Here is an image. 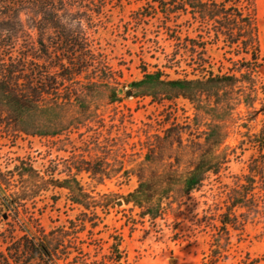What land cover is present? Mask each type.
I'll list each match as a JSON object with an SVG mask.
<instances>
[{"label": "rangeland", "instance_id": "374dc122", "mask_svg": "<svg viewBox=\"0 0 264 264\" xmlns=\"http://www.w3.org/2000/svg\"><path fill=\"white\" fill-rule=\"evenodd\" d=\"M161 1L162 11L151 0H69L40 8L38 17L21 13L19 21L7 20L0 9V42L13 43V58H36L38 125L44 134L14 131L0 117V172L7 176L22 163L44 179L72 177L97 204L85 210L58 187L22 201L15 216L11 212L0 219V262L1 256L8 259L12 238L23 243L22 236L54 231L64 236L59 264H264V148L260 152L253 141L264 128V47L259 44L260 37L264 41V0L235 1L254 15L256 61L245 53L242 38L231 45L230 37L216 34L213 21L198 18L179 0ZM49 10L57 14L53 22L45 20ZM60 25L69 29L67 37L53 28ZM5 52L0 60H7ZM153 73L165 81H192L208 73L233 76L241 103L221 122L217 152L224 159L217 173L205 174L195 190L151 219L118 198L134 190L140 176L193 168L210 122L198 113L202 120L197 123V111L184 97L141 95L133 84ZM93 85L103 92L102 87L116 89L117 99L88 91ZM246 95L253 105L242 103ZM66 98L63 112L45 111ZM66 124L56 135H45ZM171 128L179 133L171 134ZM158 141H163L159 150ZM255 159L263 164L256 211L234 210L236 225L228 227L226 247L214 260L212 238L229 194ZM7 184L8 192L20 185L15 178ZM107 195L112 204L104 207ZM117 243L119 259L112 251Z\"/></svg>", "mask_w": 264, "mask_h": 264}, {"label": "trees", "instance_id": "16d2710c", "mask_svg": "<svg viewBox=\"0 0 264 264\" xmlns=\"http://www.w3.org/2000/svg\"><path fill=\"white\" fill-rule=\"evenodd\" d=\"M66 1L69 0H0V9L5 11L3 13L7 20L19 21L21 13L26 16L38 17L40 8L62 6ZM151 1L157 3L162 11L164 2L161 0ZM232 1L233 3L228 0H179L183 7L189 8L194 14H197L198 18L213 21L216 24V34L226 38L230 37L231 45L242 38L245 53H249L252 61H256L259 50L254 15L252 12L245 14L235 5L236 0ZM228 2L231 5H228ZM56 15V12L49 10L45 14V20L53 22ZM53 28L63 37H67L69 33V29L63 25ZM2 43L0 42V52L6 51L7 60H0V117L7 125H11L14 131L37 136L44 135L41 134L43 132H40L38 125L42 109L39 104L41 88L37 81L36 58L31 57L28 60L29 57L24 54H18V58H13L11 55L13 43L6 46ZM38 44H40L39 41ZM30 51L36 52L34 48ZM24 65L34 66L29 68ZM236 82L238 80L233 76H219L211 73L192 81H165L160 78L159 74L153 73L145 74L140 81L133 84L136 90L142 93L141 95L152 98L159 96L165 99L184 97L194 105L197 111V123L200 119L202 120L200 115L198 117V113L207 116L210 122L205 124L207 132L203 144L198 145L200 153L197 155V161L193 168L165 171L159 176H156L155 172L150 177L140 176L137 187L118 198L122 203L139 210L141 218H156L166 210L167 206L174 203L173 201H177L178 198L185 197L195 190L205 174L217 173L224 159L223 154L217 152L223 140L221 122L231 114L237 104L241 103L235 91ZM252 87L251 85L250 88ZM99 88L100 86L93 85L88 88L90 89L88 91L96 92L99 95L105 93L110 101L117 99L116 89L102 87L105 89L103 92ZM47 89H52V86L48 85ZM252 101L250 95H246L242 103L251 106L253 105ZM65 105H69L68 98L65 99V102H55L51 106H45L44 109L47 108L45 111L53 113L57 110L59 113L60 110L64 111ZM53 109L55 110L53 111ZM82 112L83 110L79 113L82 114ZM67 125L60 126L45 135H56L60 128H65ZM168 132L173 135L179 133L176 128H171ZM253 141L261 152L264 148V128L254 134ZM162 142H157V150L160 149ZM157 153L155 152L154 155L157 156ZM152 157V153L148 155L147 162ZM262 165L258 159L253 160L248 167L247 174L242 177L241 183L231 190L228 198L229 204L221 215L220 226L212 238L210 253L214 260L219 258L226 247L228 227L234 228L236 225L234 210L241 209L246 210L248 214L255 213V190L258 183L262 181ZM14 178L20 185L15 190L8 192L6 190L7 183ZM49 187L67 190L69 201L85 210L92 207L91 204L94 203V200L82 190L75 178L69 177L61 181L44 179L28 164L20 163L14 166L7 176L0 172V219H6L11 212L15 216L16 206L22 201L33 200ZM105 199L104 207L110 206L112 204L111 197L107 195ZM22 237H24L23 243L21 240L12 238L14 242L11 244V249L8 250V259L1 256L2 262L0 263L33 264L31 261L35 260L37 262L34 264H59L57 255L64 240L63 234L51 231L49 233L42 232L38 236ZM113 247L112 251L118 258V243Z\"/></svg>", "mask_w": 264, "mask_h": 264}, {"label": "crops", "instance_id": "0c3cea01", "mask_svg": "<svg viewBox=\"0 0 264 264\" xmlns=\"http://www.w3.org/2000/svg\"><path fill=\"white\" fill-rule=\"evenodd\" d=\"M261 16L264 20V4H263V8L261 9ZM263 36H264V32H263ZM259 44L261 48L264 47V41L261 37L259 38Z\"/></svg>", "mask_w": 264, "mask_h": 264}, {"label": "water", "instance_id": "95a60500", "mask_svg": "<svg viewBox=\"0 0 264 264\" xmlns=\"http://www.w3.org/2000/svg\"><path fill=\"white\" fill-rule=\"evenodd\" d=\"M127 94L129 95V92Z\"/></svg>", "mask_w": 264, "mask_h": 264}]
</instances>
